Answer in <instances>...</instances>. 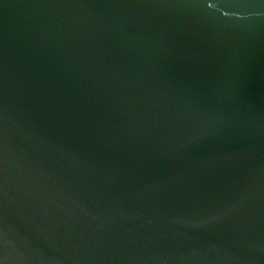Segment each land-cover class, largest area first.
I'll use <instances>...</instances> for the list:
<instances>
[{"label": "water", "instance_id": "1", "mask_svg": "<svg viewBox=\"0 0 264 264\" xmlns=\"http://www.w3.org/2000/svg\"><path fill=\"white\" fill-rule=\"evenodd\" d=\"M0 264H264V0H0Z\"/></svg>", "mask_w": 264, "mask_h": 264}]
</instances>
